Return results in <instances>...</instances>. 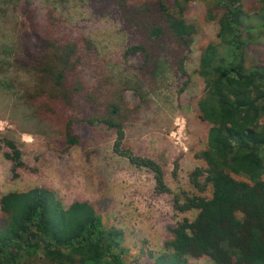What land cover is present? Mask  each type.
<instances>
[{"label":"trees","instance_id":"trees-1","mask_svg":"<svg viewBox=\"0 0 264 264\" xmlns=\"http://www.w3.org/2000/svg\"><path fill=\"white\" fill-rule=\"evenodd\" d=\"M193 1L173 0L171 8L167 0H99L120 28L138 39L123 57L136 59L132 68L140 82L116 91L96 75L86 77L91 42L57 31L47 12L37 51L12 55L3 64L32 79L18 91L20 115L41 121L66 117L62 151L79 144L73 124L113 131V153L147 170L157 193L170 194L162 166L125 145L124 124L146 102L145 84H157L166 69L186 76L196 32L184 13ZM211 2L206 19L216 22L217 33L202 50L197 69L204 83L199 113L209 128L205 148L195 155L201 166L189 176L197 191L209 187L211 196L173 195L178 213L197 216L168 229L165 253L154 264H188L192 256L213 264H264V63L250 57L255 38L264 34V0ZM4 82L10 88V79ZM128 91L139 99L136 108L126 102ZM0 144L17 176L25 167L19 146L1 136ZM0 213V264H128L120 231L107 229L87 201L64 206L53 190L33 187L0 195Z\"/></svg>","mask_w":264,"mask_h":264},{"label":"rangeland","instance_id":"rangeland-1","mask_svg":"<svg viewBox=\"0 0 264 264\" xmlns=\"http://www.w3.org/2000/svg\"><path fill=\"white\" fill-rule=\"evenodd\" d=\"M209 3L211 0H195L185 8L184 18L196 32L185 61L186 76L166 69L157 84L143 86L146 102L140 108L135 107L139 99L126 92L128 106L136 110L124 124V143L136 155L162 166L171 193L159 194L147 170L133 167L113 153V131L100 125L73 124L79 144L62 151L61 130L66 117L23 119L18 91L32 79L3 65L12 55L37 51L46 13L51 11L57 31L91 42L86 77L96 75L108 81L110 91H116L140 82L132 68L138 64L136 59L123 57L125 49L138 39L123 31L99 0H0V136L17 143L25 164L15 176L12 163L4 157L6 149L0 144V195L46 187L64 206L87 201L107 229L120 231L128 264H154L165 253L168 229L183 217L192 221L197 216L196 211L178 213L173 208V195L211 196L209 187L199 192L189 180L190 173L201 166L195 155L205 148L209 128L199 113L204 83L197 74L200 54L217 33L216 22L206 19ZM167 4L172 8L173 0H167ZM252 46L250 57L264 63V34L255 38ZM7 79L10 88L4 85ZM188 264L213 263L208 257L192 256Z\"/></svg>","mask_w":264,"mask_h":264}]
</instances>
